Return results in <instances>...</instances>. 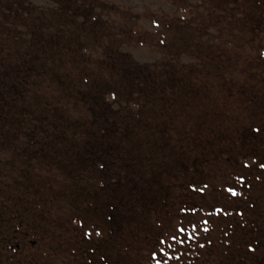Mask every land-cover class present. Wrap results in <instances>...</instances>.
Segmentation results:
<instances>
[{
	"label": "rangeland",
	"instance_id": "rangeland-1",
	"mask_svg": "<svg viewBox=\"0 0 264 264\" xmlns=\"http://www.w3.org/2000/svg\"><path fill=\"white\" fill-rule=\"evenodd\" d=\"M40 1L36 5L47 6ZM64 4L76 14L52 12L56 8L41 22H47L51 41L55 31L66 48L74 45L72 51L57 46L64 80L39 81L36 93L51 102L58 95L71 124L84 110L78 97L64 92L90 91L84 114L94 119L92 135L83 131L70 139L82 161L73 166L69 193L19 210L23 224L48 242L29 239L23 253L30 264H144L151 250L198 227L206 219L202 211L224 208L233 183L264 168V0ZM161 12H176L185 23L165 27ZM170 42L189 49L179 57L185 69L164 66L171 68L174 86L126 106L120 94L132 89L128 60H154L159 44ZM90 57L118 63H88ZM1 172L18 176L4 167ZM79 220L106 237L103 246L97 238L75 239Z\"/></svg>",
	"mask_w": 264,
	"mask_h": 264
},
{
	"label": "trees",
	"instance_id": "trees-1",
	"mask_svg": "<svg viewBox=\"0 0 264 264\" xmlns=\"http://www.w3.org/2000/svg\"><path fill=\"white\" fill-rule=\"evenodd\" d=\"M35 1L0 0V181L5 179L4 188L0 189V264H30L24 256L30 246L27 241L32 239L29 244L35 245L48 243L39 240L44 233L39 236L23 224L19 210L23 205L35 210L47 198L69 193L74 167L82 161L81 153L74 150L70 139H76L83 131L90 130L92 135L94 121L84 114L90 91L86 93L74 87V96L71 88L64 92L65 97H78L76 104L84 110L71 124L58 95L51 102L36 93L39 81L54 84L64 80L57 71L61 63L57 46L62 45L61 49L66 51L74 48L71 44L66 48L58 41L62 36L55 31L56 40L48 38L52 34L50 28L47 22L41 24L46 21L45 12L56 8L52 12H76L64 4L72 0H43L47 6L36 5ZM158 18L165 27L185 23L176 12L171 15L161 12ZM158 37L157 33V41ZM169 44H159L154 60H128L133 71L132 89L126 88L120 94V101L126 96L123 102L126 106L134 103L131 99H140L143 104L146 94H167L174 86L176 78L173 80L169 76L171 68L164 66L170 62L180 64L179 70L185 69L187 65L180 63L179 57L189 49L187 44L184 48L173 47V42ZM112 61L118 63L87 59L88 63L100 64ZM158 61L163 64L161 69L156 65ZM86 111L95 115L91 107ZM10 150L13 158L8 154ZM2 167L18 176L2 175ZM259 170L252 178H241L237 185L233 183L232 190L226 191L228 205L216 207L212 212L202 211L206 219L198 227L191 225L157 251L151 250L144 264H264V168ZM254 185L256 189H252ZM77 222L78 230H73L77 241L88 242L93 237L103 243L100 246L104 245L105 236H97L99 232L95 228L86 227L89 223Z\"/></svg>",
	"mask_w": 264,
	"mask_h": 264
},
{
	"label": "snow or ice",
	"instance_id": "snow-or-ice-1",
	"mask_svg": "<svg viewBox=\"0 0 264 264\" xmlns=\"http://www.w3.org/2000/svg\"><path fill=\"white\" fill-rule=\"evenodd\" d=\"M230 191H231V190H230ZM232 194H233V195H235L236 193H235V192H233ZM180 231H183V230L181 229Z\"/></svg>",
	"mask_w": 264,
	"mask_h": 264
}]
</instances>
